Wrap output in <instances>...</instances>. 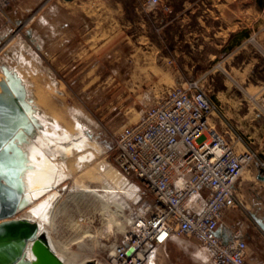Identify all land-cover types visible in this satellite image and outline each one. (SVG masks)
Here are the masks:
<instances>
[{"label": "rangeland", "instance_id": "rangeland-1", "mask_svg": "<svg viewBox=\"0 0 264 264\" xmlns=\"http://www.w3.org/2000/svg\"><path fill=\"white\" fill-rule=\"evenodd\" d=\"M260 1L254 0L256 7ZM29 13L27 18L35 16L37 9ZM151 13L141 10L136 18L129 13L127 21L123 24L117 22L108 35L99 36L102 26L96 25L95 36L88 42L93 51V57L88 62L94 66L85 68V72H89L84 78H76L75 74L67 77L60 73L56 75L53 71L54 59L51 58L46 60L47 64L42 63L40 69L45 73L39 75L36 73V63H28L27 59L22 63L14 57L19 64L15 70L25 82L29 96L37 101L35 92H38L41 101H49V106L45 108L40 101V105H36L41 112L47 111L46 118L51 120L47 122L49 129L54 120L61 129L76 130L81 127L87 147L96 153L98 159L86 169L89 173H96L81 175V178L78 176V184L100 189V162L111 164L109 167L115 169L112 164L114 135L121 127L137 122L143 110L175 88L174 78L179 74L196 79L206 71L211 72L201 80L204 89L214 103L221 106L223 115L234 125L238 134L250 143L259 162L264 163V154H261L264 152V14L256 10L254 35L236 55L223 62L218 56L222 50L219 48L220 42L195 41L194 38L198 36L186 35L183 28L179 33H173L162 25H156ZM21 15V25H17L13 18H10V25H5V44L10 37L15 40L6 48L5 44L1 48L0 63L9 65L6 54H15L21 45L26 49V28L38 29L37 18L26 24V11ZM157 15L158 19L164 17L160 13ZM15 16L19 17L17 12ZM0 19L6 21L3 17ZM192 29L198 35V29ZM31 52L36 54L32 48ZM37 67L39 69L40 66ZM181 69H185V72L182 73ZM56 77L63 81L59 89L55 86ZM59 129L57 132H60ZM87 132L92 134L93 139L88 137ZM36 142L41 144L40 141ZM41 146L45 148L43 144ZM45 149L51 156V150ZM75 157L53 156L65 160L66 169L73 174H76L72 167ZM65 192L54 199L57 212L51 237L67 251L77 253L79 258L90 256L96 260L106 259L113 245L123 237L130 210L111 207L115 213L114 221L122 229L113 227L109 234L105 230L109 221L102 209L103 200L90 193L78 191L69 195ZM146 199L151 200V197L146 196ZM177 241L182 242L183 246L177 243L167 245L166 253L161 252V264H211L209 252L197 241L191 238ZM196 253L202 254L205 260L198 259Z\"/></svg>", "mask_w": 264, "mask_h": 264}, {"label": "built area", "instance_id": "built-area-1", "mask_svg": "<svg viewBox=\"0 0 264 264\" xmlns=\"http://www.w3.org/2000/svg\"><path fill=\"white\" fill-rule=\"evenodd\" d=\"M12 1L0 0V14ZM143 8L169 12L162 0H144ZM201 80L177 84L114 135L112 164L124 179L134 180L138 200L105 264H159L163 247L180 238L196 240L211 264H248L239 234L225 242L217 228L228 210L251 219L235 185L259 160Z\"/></svg>", "mask_w": 264, "mask_h": 264}, {"label": "crops", "instance_id": "crops-1", "mask_svg": "<svg viewBox=\"0 0 264 264\" xmlns=\"http://www.w3.org/2000/svg\"><path fill=\"white\" fill-rule=\"evenodd\" d=\"M143 2L144 0H13L12 5L4 14H0V17L13 18L19 23L23 18L21 14L26 11V24L29 21L34 22L37 18L38 29H29L31 33L28 36L26 28V49L20 43L21 48L16 49L15 54H6L9 59L7 62L15 69L19 68L15 58L20 59L22 63L27 59L28 63H36V73L44 75L45 72L40 68L51 58L54 59L53 71L56 75L60 73L67 77L75 74L76 78H84L89 72H85V68L94 66L92 62H88V59L93 57L88 42L95 36L96 25L102 26L98 32L99 36L108 35L111 27L117 22L123 24L127 21L129 13L136 18V15L141 14V10H146L143 8ZM164 3L169 7V12L162 19H158L157 12L151 11L155 24L162 25L173 33H179L180 28H183L186 35L198 36L194 38L195 41L220 42L219 48L222 50L218 56L223 62L236 55L254 35L256 10L264 14V0H261L257 7L254 0H164ZM35 9L37 14L27 18L29 12ZM16 12L19 17L15 16ZM6 24L0 19V42L3 46L6 42ZM192 27L198 29V35H195ZM14 40L12 38L9 44H5V48ZM31 48L37 56L31 52ZM37 65L40 66L39 69ZM181 72H185V69H181ZM209 72L206 71L198 78L203 79ZM186 80L195 79L179 74L174 78V83L177 85ZM60 83L63 81L56 77L55 86L58 89ZM87 135L93 139L92 134L87 132ZM259 176H264V163L254 162L244 169L235 185L251 219L237 210H228L217 228V235L225 242L234 239L236 233L239 234L246 243L248 264H264V181L260 180ZM177 240L179 239L170 240L162 251L166 253L170 243L183 246L182 242ZM185 248L187 249V246Z\"/></svg>", "mask_w": 264, "mask_h": 264}, {"label": "bare ground", "instance_id": "bare-ground-1", "mask_svg": "<svg viewBox=\"0 0 264 264\" xmlns=\"http://www.w3.org/2000/svg\"><path fill=\"white\" fill-rule=\"evenodd\" d=\"M12 38L10 37L8 42H10ZM1 77L2 75L0 73V79ZM35 96L37 98V101L33 100L35 105H38L40 101L44 108L49 106V101L40 100L38 92H35ZM45 114H47L46 110L43 113L38 109V117L44 125V132L40 134L37 141H40L45 148L47 147L50 149L52 154L50 156L46 149L35 141L34 147L30 151V159L34 167L28 171L25 176L26 190L30 196L31 203L14 216V218L25 219L37 224L39 230L45 233L54 253L64 264H88L89 262L93 264H105L106 259L96 260L90 256L79 258L77 253L67 251L64 246L51 237V231L54 226V219L57 212L54 199L55 197H61L62 192L66 190L65 194L71 195L72 193L80 191L93 194L97 198L103 200L102 209L109 221L105 230L110 234L113 227L120 228L114 221L115 213L111 211V207L117 210L124 208L128 211H133L138 200L137 186L124 179L122 176H119L120 174L115 169L109 167L105 162H100L98 166L100 189H96L98 187L78 184V176H80L79 178H81V175L90 176L91 172L89 173L86 169L98 159L96 153L87 147L88 143H86L85 134L81 127H77L76 130L70 128L61 129L59 124L54 120L49 129L47 122L51 120H49L48 117L46 118ZM58 129L60 132H57ZM55 154H59L62 158L66 156L69 159L76 156L72 166L75 168L76 174L66 169L65 160L62 161L61 159L53 158ZM77 173L79 174L77 175ZM95 173L94 171V174ZM86 178L88 179V177ZM91 178H93V176ZM67 180H69L68 183L62 185ZM121 229L122 228H120V230ZM32 245V242H28L25 249V258L30 262L35 261ZM114 247L115 245H113L111 253L114 251ZM195 255L198 259L205 260L202 254L196 253ZM159 264H161L160 261Z\"/></svg>", "mask_w": 264, "mask_h": 264}, {"label": "water", "instance_id": "water-1", "mask_svg": "<svg viewBox=\"0 0 264 264\" xmlns=\"http://www.w3.org/2000/svg\"><path fill=\"white\" fill-rule=\"evenodd\" d=\"M30 33L28 29L26 34ZM0 73V161L4 164L0 169V264H64L37 224L14 218L31 203L25 176L34 167L30 151L44 125L17 71L0 63ZM258 178L264 181V176ZM28 242L33 243V262L25 258Z\"/></svg>", "mask_w": 264, "mask_h": 264}, {"label": "snow or ice", "instance_id": "snow-or-ice-1", "mask_svg": "<svg viewBox=\"0 0 264 264\" xmlns=\"http://www.w3.org/2000/svg\"><path fill=\"white\" fill-rule=\"evenodd\" d=\"M0 151H3V149H0ZM3 167H4V164H3L2 161H0V169H3ZM30 179H31V178H30Z\"/></svg>", "mask_w": 264, "mask_h": 264}]
</instances>
